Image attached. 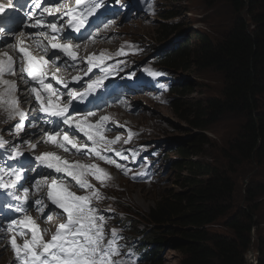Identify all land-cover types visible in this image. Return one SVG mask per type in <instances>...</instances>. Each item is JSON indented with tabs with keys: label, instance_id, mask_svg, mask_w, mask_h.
<instances>
[{
	"label": "trees",
	"instance_id": "1",
	"mask_svg": "<svg viewBox=\"0 0 264 264\" xmlns=\"http://www.w3.org/2000/svg\"><path fill=\"white\" fill-rule=\"evenodd\" d=\"M215 1L228 4L236 15L229 32L215 46L202 37L199 50L189 51L187 43L181 44L170 52L164 67L180 72L192 67L212 68L222 75L220 97L193 100L186 94L189 87H185L174 91L169 108L180 121L198 131L227 115L241 119V130L221 151L233 170L240 164L264 162V0ZM244 11L250 25L241 16ZM160 18L162 24L155 34L161 47L179 32L166 23L175 18L171 13H161ZM191 143L190 147H180V158L171 165L180 174H188L185 188L167 191L146 215L148 227L144 233L150 234L151 240L146 264H162L161 254L172 246L184 256L181 264H245L252 233L259 228L254 205L264 194V185L249 182L247 207L238 210L227 223L234 235L232 239L209 237L205 228L233 211L235 183L219 167L191 160L209 146L202 134L193 135ZM162 226L164 229H160ZM173 232L180 239H171ZM258 264H264L263 253Z\"/></svg>",
	"mask_w": 264,
	"mask_h": 264
},
{
	"label": "snow or ice",
	"instance_id": "2",
	"mask_svg": "<svg viewBox=\"0 0 264 264\" xmlns=\"http://www.w3.org/2000/svg\"><path fill=\"white\" fill-rule=\"evenodd\" d=\"M32 5L35 8H41V0H32ZM13 0H8L7 7H13ZM59 5L51 4L43 7L41 16L45 13L53 15L59 9ZM101 7L100 0H75L74 6L66 7L59 19L67 17L66 25L69 29L67 35L64 33V25H60L58 20L45 23L43 20H37L35 23L29 24L28 27L37 29H48L49 32L40 31L38 35L47 40V44L36 40L37 49L43 54L33 55L30 46L24 42L25 33L19 32L15 36V43H6L5 46L13 48L18 55L13 57L8 53H0V107L8 112V119L18 120L14 125L15 132L19 135L24 130L25 121L28 119L27 113L20 108V99L17 93L20 91L15 80H6L5 76H15L18 72L21 74V79L30 87L28 91L34 96L36 106L40 113L47 117L55 118L54 120H46L45 123H53L56 128L50 132L45 133V143L51 142L64 151H69L65 146L71 144L78 153L82 149L87 148L89 153H95L98 159L109 164H114L111 158L103 155L98 145L110 146L117 143L119 136L115 140H105L103 131L105 122L109 117L102 116L97 124L93 125L87 123V116L77 121L76 118L69 114V108L73 101L83 102L87 94L94 92L96 89L103 86L104 76H98L92 79L86 87L85 92L79 93L75 89L69 88V82L62 80L56 73L60 72L61 66L59 61L60 54L70 58L71 64H66L67 67L73 68L77 66V53L73 50L70 44L58 42L61 37L64 40L71 41L76 37L72 36L75 32L80 39H87L92 35L91 32L85 36L82 29L89 26V19ZM6 10L4 4H0V13ZM33 17H29L32 19ZM4 28L0 27V34L4 33ZM79 47V45H76ZM128 47H135L129 45ZM49 49L56 50L52 52V56H47ZM121 49L117 55H127ZM111 59L110 56H105L100 53L97 56L95 53L91 54L85 59L88 68L85 75L92 72L93 67H103L105 61ZM17 63L20 67H16ZM52 64L55 67V72H49L46 65ZM149 75L158 77L163 75L160 72L149 71ZM51 76V79H49ZM78 77H74V82H79ZM53 81L61 85L62 88L68 89L63 92L60 89L54 88ZM38 85V87H37ZM161 88L165 85L161 84ZM67 96L68 99L64 101L62 98ZM75 111V109H73ZM95 112H88V116H94ZM75 128L76 131L86 138V141L81 142L79 146L75 143L76 135L73 133L72 138L69 134L63 131V126ZM34 126V125H33ZM133 134L129 131V139ZM62 136V139L57 140L56 137ZM88 141L91 142V147H88ZM127 142V141H126ZM6 141L0 137V148H5ZM31 149L37 147L36 144L29 143ZM110 151L111 148L109 147ZM83 154V153H82ZM118 156L123 154L116 153ZM23 156L19 145L14 144L10 149L8 159L17 160ZM127 159V157H123ZM35 161L44 168L54 170L56 173H64L66 176L72 177L76 182L75 186L78 190H85L88 194L77 195L70 191L65 186L62 179L53 178L51 183L44 181L47 187V200L60 212H54L50 209L48 214L44 213L45 208L49 205L43 198L37 199L34 204L38 213L43 215V222L48 223L55 214L64 218V222L55 226V231L49 228H41L36 219L28 214V208L24 205L29 203V188L25 187L20 182L28 181L23 175L25 169V162H21L18 167L4 168L0 167V190L19 203L15 206L9 204L8 206L14 212L22 213L19 218L11 219L7 228H0V231L5 233L8 238V245L14 254V264H117L114 257L119 256L120 248L118 246V234L116 229H112L110 235L105 232V223L108 217L101 214L100 211L92 205V201H100L104 197L100 194L87 179L82 178L87 175H93L102 186L105 180L110 179V176L102 169L93 165H84L79 161L75 164L69 163L61 159L55 153L45 152L34 157ZM124 175L128 174V169L120 164L115 165ZM5 176L9 179L5 180ZM41 181H36L34 185L39 190ZM49 233L50 239H45ZM18 238L20 242L18 243Z\"/></svg>",
	"mask_w": 264,
	"mask_h": 264
},
{
	"label": "rangeland",
	"instance_id": "3",
	"mask_svg": "<svg viewBox=\"0 0 264 264\" xmlns=\"http://www.w3.org/2000/svg\"><path fill=\"white\" fill-rule=\"evenodd\" d=\"M164 11L176 17L169 23L173 24L179 33L170 43L162 44L161 48L172 49L173 51L184 43H187L189 51L199 50L202 46L199 37L207 39L215 46L232 28L236 17L228 4L215 0H164L159 7V12ZM241 16L245 19L244 21L248 20L245 11ZM159 23L160 19L157 18L152 26L145 29L132 27L127 30L124 36L150 43L149 49L151 50L152 47L156 48L159 45L154 34ZM246 24L250 25V22L247 21ZM117 35L122 36V34ZM167 70L174 77L173 81L177 85L176 90H184L185 87L186 89L189 87L186 91L188 98L200 101L220 97L224 83L222 75L216 70L202 67H192L188 71L181 72ZM162 106L164 107L148 105L144 102V116L134 118V123L136 126L138 125V128H145L147 134L143 136L146 139L150 142H159L156 144L160 145L161 150L168 152L167 164L180 158V147L184 145L185 148L192 145L191 137L193 135L202 134L206 138L209 146L205 150L203 149L202 154L191 158V160L198 163H211L229 175L235 183V201L233 202L232 213L230 212L226 217L220 218L216 223L205 228V232L212 238L226 237L232 239L234 235L227 223L238 210L247 207L245 195L249 182L253 181L256 184L264 185V162L257 161L256 164L250 166L240 164L231 170L224 159L225 155L221 151L227 149L228 145L236 138L241 130V119L227 115L214 125L208 126L206 130L198 131L189 124L180 121L168 105ZM115 112L116 110H114V115ZM148 140L146 141L147 146ZM187 177L188 174H180L170 165L166 172L161 173V181L156 185L131 184L122 181L119 185L114 186V193L115 197L120 199L126 207H122L120 203H118V207L120 211L127 212L126 215L129 218L135 217L134 221H136L139 231L144 230L148 224L145 215L149 210L167 191L183 190L185 188L184 179ZM102 189L106 190L107 188L102 187ZM254 207L256 208V221L259 223V228L251 236V248L246 254L249 261L252 258L258 259L261 253L264 254V247L261 246V242H264V194L259 196ZM160 229H164L163 226ZM172 235L174 238L170 237L171 239H180L177 232H173ZM166 240L168 239L166 238ZM172 247L170 249L167 247V250L161 254L162 264H181L184 259V256Z\"/></svg>",
	"mask_w": 264,
	"mask_h": 264
},
{
	"label": "bare ground",
	"instance_id": "4",
	"mask_svg": "<svg viewBox=\"0 0 264 264\" xmlns=\"http://www.w3.org/2000/svg\"><path fill=\"white\" fill-rule=\"evenodd\" d=\"M129 84V81H125V85ZM132 85V83H130V86ZM116 113V112H115ZM2 117V116H1ZM117 152L121 153V141L119 140L117 143H115V147H114V153H113V157H117L118 155L116 154ZM116 164H120L119 160H116L113 166L114 171L119 170L115 165Z\"/></svg>",
	"mask_w": 264,
	"mask_h": 264
},
{
	"label": "water",
	"instance_id": "5",
	"mask_svg": "<svg viewBox=\"0 0 264 264\" xmlns=\"http://www.w3.org/2000/svg\"><path fill=\"white\" fill-rule=\"evenodd\" d=\"M167 250V249H166ZM259 259H254L252 258L250 261L248 260V258H245V264H258ZM251 262V263H250Z\"/></svg>",
	"mask_w": 264,
	"mask_h": 264
}]
</instances>
